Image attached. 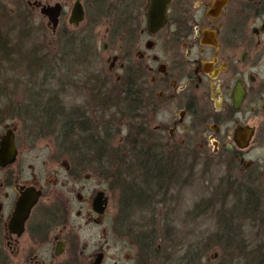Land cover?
Listing matches in <instances>:
<instances>
[{
  "label": "flooded vegetation",
  "instance_id": "1",
  "mask_svg": "<svg viewBox=\"0 0 264 264\" xmlns=\"http://www.w3.org/2000/svg\"><path fill=\"white\" fill-rule=\"evenodd\" d=\"M57 3L61 5V14L54 29L41 9L43 5ZM76 3H81L84 10L79 23L71 20ZM28 4L32 10H40L53 33L63 30L66 39L81 46L86 36L84 31L68 33V28H79L92 14V23L107 16L108 37L101 47L97 36L91 37L94 43L87 42L84 46L92 53L93 50L110 52L105 76L108 99L114 98V87H118L131 94L124 96L126 101L137 104V122L127 115L129 125L135 124L126 134L131 141L127 148L132 158L120 164L127 169L136 165L140 177L124 185L127 197L134 201L140 199L137 197L174 198L181 184L194 185L196 172L202 170L209 178L213 175L217 180L211 181L210 187L216 190L217 199L226 204L233 201L232 213L235 212L238 223L229 226L230 231L237 226L229 239H237L239 243V264H264V0H57L53 4L28 0ZM85 77L80 83L88 88L85 96L88 104L77 105L73 110L51 89L47 90L46 98L47 101L54 98L61 104L65 115L61 134L77 127L74 133L79 136L76 146L80 149L84 142V121L91 122V114H99L98 74ZM128 110L133 113L131 106ZM95 130L98 134V127ZM16 145L19 156L17 138ZM18 156L12 164L0 165V170L11 173L0 181V188L11 186L14 190L9 212L4 213V203L0 202V264L13 263L29 230L33 238L45 241L55 222L68 225V217L60 214L62 207L68 211V204L60 198L61 201L49 204L41 219L34 218L35 212L40 213L44 190L36 182L20 183L18 176H13ZM154 163L157 174L143 175L145 168ZM82 166L83 162L78 160L76 171L80 172ZM186 169L189 175H184ZM152 181L157 187L146 195L143 188ZM28 186H35L42 194L23 232L18 234L10 223L21 187ZM136 190L141 192L138 194ZM99 191L105 192L108 203L105 212L99 214L93 208L95 196L90 201L96 222L104 217L110 201L105 189ZM248 225L254 230L253 238L244 236ZM64 231L54 236L56 257L64 253L68 243L76 242L75 236ZM58 245L64 247L60 255H56ZM98 253L103 254L101 264H105L103 251L92 255L90 264H94ZM25 263L45 264V261L29 252ZM138 264L160 262L155 255L142 257Z\"/></svg>",
  "mask_w": 264,
  "mask_h": 264
},
{
  "label": "rangeland",
  "instance_id": "2",
  "mask_svg": "<svg viewBox=\"0 0 264 264\" xmlns=\"http://www.w3.org/2000/svg\"><path fill=\"white\" fill-rule=\"evenodd\" d=\"M41 1L53 4L57 0ZM4 16L8 22L4 26L7 34L2 31L1 39L6 36L8 40L4 50L0 48V137L8 129L16 133L19 156L13 167V176H18L20 183L33 181L43 188L40 213L35 212V219H41L40 215L54 200L64 199L69 208L68 211L64 207L60 210L63 217H68L67 227L55 222L48 240L33 238L32 230H29L12 264H24L29 252L39 255L45 264H90L92 255L98 251L105 253V264H138L142 257L155 255L160 264H239V243L237 239H229L237 229L236 226L230 231L229 226H235L238 219L235 212L232 213L233 201L223 203L224 200L217 199L216 190L210 187L211 181L215 183L217 180L215 176L211 175L210 179L204 171L196 172L194 185L187 187L181 184L174 198L137 197L140 199L134 201L127 197L124 185L138 181L134 178L140 177V168L135 165L125 172L120 166V155L123 154L124 160L132 158L127 148L131 141L126 134L135 124L130 126L127 115L118 111L125 108L120 99L125 92L118 87H114L111 101L99 98L96 102L99 114H91V122L90 119L86 121V128L92 127L95 132L98 127V133H102L110 145L111 154L104 155V166H99L98 161L86 162L80 172L76 171L79 139L74 133L76 126L71 132L73 136L68 137L61 134V128H56L54 132L45 127V122L33 125L28 116L10 114L11 107H29L30 114L35 112L33 109L41 111L40 107L28 106V103L34 104L31 93L38 95L44 103L48 98V89L53 90L57 97L61 95L65 105L73 110L79 107L77 105L88 104L85 99L88 88L80 82L86 79L85 76L96 73L99 97L101 90L108 95L105 76L110 52L93 50L92 53L84 46L87 42L94 43L91 37L97 36L101 47L102 41L108 37L107 16L92 23V14L79 28H68V33L80 34L84 31L83 46L66 39L63 30L53 33L47 19L38 8L32 10L28 0H0V17ZM66 22L67 18L64 19ZM38 57L45 62L40 68L31 63ZM108 100L111 102L110 109L106 103ZM41 114H38L39 118ZM109 120L113 122L112 129L106 136ZM61 123L58 122V125L61 126ZM10 174L7 170H0V181ZM184 175H189L187 169ZM156 187L157 184L152 181L143 189L146 195H150ZM102 189L107 191L110 201L106 214L96 222L90 201ZM13 196L11 186L0 188L4 213L10 211ZM62 230L75 236L76 242L75 245L68 243L64 253L56 257L54 236ZM244 232V236L253 238L251 226Z\"/></svg>",
  "mask_w": 264,
  "mask_h": 264
},
{
  "label": "trees",
  "instance_id": "3",
  "mask_svg": "<svg viewBox=\"0 0 264 264\" xmlns=\"http://www.w3.org/2000/svg\"><path fill=\"white\" fill-rule=\"evenodd\" d=\"M7 24H8V22L5 20V16L2 17V18L0 17V48L1 49H3V47L7 46L6 45L7 44L6 41L8 40V38H6V36H4L3 40L1 39V34L2 33L3 34L4 33L7 34L6 29H4V26H6ZM2 42H3V45H2ZM31 63L34 64V65H37L39 68H40V65L45 64V62L42 59L39 60V57L34 59L33 61H31ZM100 94L101 95H100L99 98L108 99V95H104L103 94V90H101ZM31 95H32L31 96V98H32L31 101H33L34 104L30 105L28 103V106L40 107L41 111L33 109L35 112H32L30 114V113H28V111L31 112L30 111L31 109H28L29 107H27L25 109L22 108V107H21V109H19L18 107H16L17 109H15L14 107H11L10 108V114L14 115V114H19L20 113L21 115L28 116L29 120L28 119L27 120L31 121L33 123V125L34 124L37 125L40 122H45V127L52 129V131H54V132H56V128H58V130H59V128H61V126H60V124L58 125V122L59 123H60V121L63 122L64 117H65V115L62 113V109L58 108L59 101L56 102L54 98H51L52 100H50V101L46 100L43 103V102L40 101L38 95H35L33 93H31ZM121 96H123L122 102L124 103V107L125 108L123 110H121L122 108H120V110H118V111H121L124 115H132V117L135 118L136 117L135 116V114H136L135 112L137 110V108H136L137 104L134 103V102L130 103V102L126 101L127 99H124V96L126 98L127 96H131V94L129 92H126V93H124V95H121ZM33 97H35V98L33 99ZM106 103H108V102H106ZM59 105H61V104H59ZM129 106L132 107V109H133L132 112L133 113H131L128 110ZM25 112H26V114H25ZM39 113H42L40 118H39V115H38ZM86 121H84V123H86ZM73 122H76V120H73ZM108 122H109V125L106 126L107 130L105 131L106 136L109 134V131H111L112 123H113V122H111V120H109ZM86 126L87 125L84 126V131H83L84 142L82 144V149H80V148L77 149L78 150L77 151L78 152L77 161L78 160L82 161L83 164L86 163V162L91 164L93 161H98L97 163H98L99 166H104V165H106V163H103V160L106 161L104 155H110L111 154L110 153L111 150L109 149L110 145L108 144V141H107L106 137L103 136L102 133L96 134L92 130V128L87 129V128H85ZM72 134L73 133H71V132H67L65 135L70 137ZM132 142L136 143L135 141H132ZM71 145L75 146L74 143H71ZM72 147L73 146H71V148ZM135 152L139 153V151H137V150H135ZM139 158L140 157H137V159H139ZM118 159H119V157H118ZM150 159H154L155 160V157L151 156ZM120 161L121 162L124 161L123 154L120 155ZM120 166H121V168L123 167V169L127 170V168H125L122 164ZM145 169H146V173H143V175L155 176L157 174V172H156L157 169L155 167V163L153 165H150V167H146ZM126 191L127 190H125V193H127ZM136 192L139 194L141 191L140 190H136Z\"/></svg>",
  "mask_w": 264,
  "mask_h": 264
},
{
  "label": "water",
  "instance_id": "4",
  "mask_svg": "<svg viewBox=\"0 0 264 264\" xmlns=\"http://www.w3.org/2000/svg\"><path fill=\"white\" fill-rule=\"evenodd\" d=\"M42 13L50 20V24L55 29L58 25L59 16L61 14V5L59 3L54 5H43L41 9ZM84 18V10L81 3H76L71 20L75 23H79ZM18 156V148L16 145V135L13 129H8L0 137V165L7 166L15 162ZM42 191L35 186L21 187V196L17 202L13 217L11 219V229L21 234L24 230L25 222L29 217L32 208L37 204ZM108 199L105 196L104 191L96 193L93 199V208L99 213L103 214L107 208ZM64 247L58 245L56 248V255H60L63 252ZM103 254L98 253L96 255L94 264H101Z\"/></svg>",
  "mask_w": 264,
  "mask_h": 264
}]
</instances>
